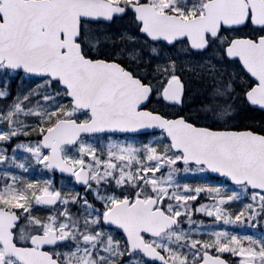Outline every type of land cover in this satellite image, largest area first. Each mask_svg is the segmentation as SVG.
<instances>
[{
	"label": "snow or ice",
	"instance_id": "snow-or-ice-1",
	"mask_svg": "<svg viewBox=\"0 0 264 264\" xmlns=\"http://www.w3.org/2000/svg\"><path fill=\"white\" fill-rule=\"evenodd\" d=\"M0 264H264V0H0Z\"/></svg>",
	"mask_w": 264,
	"mask_h": 264
},
{
	"label": "rangeland",
	"instance_id": "rangeland-1",
	"mask_svg": "<svg viewBox=\"0 0 264 264\" xmlns=\"http://www.w3.org/2000/svg\"><path fill=\"white\" fill-rule=\"evenodd\" d=\"M38 176H39V173L37 172ZM238 231H241V232H247L248 229L247 228H244V229H238Z\"/></svg>",
	"mask_w": 264,
	"mask_h": 264
}]
</instances>
